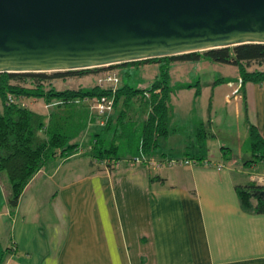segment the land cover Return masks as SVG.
<instances>
[{
  "label": "crops",
  "instance_id": "crops-1",
  "mask_svg": "<svg viewBox=\"0 0 264 264\" xmlns=\"http://www.w3.org/2000/svg\"><path fill=\"white\" fill-rule=\"evenodd\" d=\"M206 62L175 61L171 69ZM236 72V81L225 84L228 92L222 99L236 122L245 108L246 126L240 131L238 123L234 132L236 158H231L233 146L220 138L217 116H211L212 105L220 102L215 98L216 81L207 86L198 82L201 97L205 88L212 89L207 118L202 113L184 133L185 124L179 128L181 123L175 121L177 106L189 116L198 98L193 88L175 91L169 132L158 139L155 154L174 159L184 153L182 160L200 158L210 166L155 169L121 162L106 170L91 160L89 151L109 114L98 117L92 111L79 136L80 151L41 169L14 210L0 176V249L10 252L3 264H264V214L243 210L237 195V188L254 183L255 177L264 179V160L248 163L252 154L246 123L264 140V85L247 83L234 99L230 95L239 79ZM179 85L184 84L173 87ZM184 92L189 103L183 99L173 108L172 99ZM136 104L131 112L148 110ZM200 124H208L211 135L204 142L197 136ZM106 138L108 145L111 135ZM120 146L124 154L125 142Z\"/></svg>",
  "mask_w": 264,
  "mask_h": 264
},
{
  "label": "trees",
  "instance_id": "trees-1",
  "mask_svg": "<svg viewBox=\"0 0 264 264\" xmlns=\"http://www.w3.org/2000/svg\"><path fill=\"white\" fill-rule=\"evenodd\" d=\"M201 58L236 67L239 75L237 83H240L239 91L242 94L247 83L264 85V69L261 68L264 66V44H245L108 67L111 69L115 67L136 68L145 64H157L159 66L158 78L150 87L145 89H135L126 84L119 87L97 85L90 89L58 91L49 83L52 77L68 75L82 77L104 71L106 70L105 67L59 72L50 76L46 73H1L0 176L4 177V183H7L10 191L8 198L10 209L16 208L28 183L50 161L57 158L65 159L80 151V144L74 142L78 136H69L66 131L78 121V118H83L86 123L89 122L87 115L89 114L88 110L93 106V100L105 99L110 101L112 113L104 122L102 121L103 126H101L100 133L94 136L95 142L91 144L89 151L92 161H96L104 169L111 171L121 162L132 166L131 162L142 155L146 162L141 166L155 169L163 168V166L158 168L149 166L147 161L154 158L164 164L166 160L163 155L156 158L155 152L158 148V139L166 137L169 132L172 113L171 95L177 90L192 88L195 89L194 96L196 98L201 94L199 83L177 87L170 86L169 71L171 64L175 61L197 62ZM125 76L129 77L128 74ZM229 82L220 79L215 82V85L228 84ZM8 97L13 98L14 102L9 103ZM26 100H42L46 108L51 107L50 112L48 115L41 114L30 108L29 104L25 102ZM137 101L140 103L138 108L144 105L147 106L148 110L138 113V109H134L135 111L131 112L132 107L137 105ZM80 112L83 116H80ZM106 115L108 113H96L98 117ZM246 123L252 154V159L248 163L256 164L264 160V140L255 126L248 121ZM208 128V124L199 125L197 128L199 141L204 142L211 136ZM84 132L83 130L79 135L81 136ZM109 134L111 141L106 145V137ZM123 141L127 152L125 151L121 155L119 153V150L122 149L120 142ZM194 160L198 161L199 164L206 161L200 158H194ZM259 191H264V186H258L255 182L237 188V195L243 210L255 214H264V196H252V193ZM9 254L8 250L0 249V264H3L5 257Z\"/></svg>",
  "mask_w": 264,
  "mask_h": 264
},
{
  "label": "water",
  "instance_id": "water-1",
  "mask_svg": "<svg viewBox=\"0 0 264 264\" xmlns=\"http://www.w3.org/2000/svg\"><path fill=\"white\" fill-rule=\"evenodd\" d=\"M245 44H264V0H0V74L80 71Z\"/></svg>",
  "mask_w": 264,
  "mask_h": 264
},
{
  "label": "rangeland",
  "instance_id": "rangeland-1",
  "mask_svg": "<svg viewBox=\"0 0 264 264\" xmlns=\"http://www.w3.org/2000/svg\"><path fill=\"white\" fill-rule=\"evenodd\" d=\"M174 67L175 66H173L172 68ZM104 69L106 70L95 73V74H87L82 77L78 75H68L64 77H52L49 80V83L58 91H62L66 89L77 90L81 88L90 89L97 85H100V86L104 85L105 87V86H111V85L105 84V83L101 84L100 80L103 77L104 73H110L117 78L118 83L116 84V87L127 84L130 87L135 88V89H141V88L145 89V88L150 87L156 81L159 75V66L157 64H145L143 66H140L139 68L138 67L136 68L115 67L111 69V68L105 67ZM262 69H264V66L262 67ZM125 74H128L129 77L125 76ZM172 74H173L172 79L169 80V85L172 87L175 86L176 84L188 85V84H196L198 82L203 86H207L206 84L218 81L220 79H224L226 81H236L237 79L236 67L232 65H228V64L215 63L209 60L208 62H206V64H200V65L185 64L181 66L180 68H178V70L173 69ZM46 75L50 76V75H53V73L47 72ZM234 86L237 87L238 83H234ZM216 88L217 89L215 90V98H216V101L218 100V102L219 101L220 102H219V105L217 104L214 106L212 105L211 116H217L219 128L221 129L220 138L224 142H228V144H231V146H233L232 147L233 152L231 154V158H236L237 157L236 152L238 151V149L236 145H232V144H237L238 140L234 138V132H236L237 130L236 124L238 123L240 124L239 125L240 131L243 130L244 127L246 126L245 125V120H246L245 108L243 105L242 114L239 119V122H236L234 117L231 116V112L229 110H227L226 112L222 105V99L224 97V94L228 92L226 85L217 84ZM211 90L212 89L210 88H205L202 97L201 96L197 97L198 99H196L195 105L193 106L194 112L191 113L189 116H187L188 114L187 112H183L177 106L179 111L175 113V121L177 123H181L180 125H178L179 128L183 126V124H185V127L182 128L184 133L188 132L191 121L195 118H198L202 113H205L204 120L205 118H207L208 105H209L211 96L213 100V93ZM190 95H191V92H190ZM175 97L177 98L172 99L173 108L175 107L178 101L181 102L184 99L185 101L188 102V99H189V96L188 94H186V92L180 95H176ZM25 102L29 104L30 108L33 106L34 110L40 109V111H43L45 115H48V113L50 112L51 107L46 108L44 105L45 103L42 100H29V101L26 100ZM90 110H89L90 114H88L87 116L89 118V116L92 115L91 118H93L94 112L92 111L96 112V110L92 107ZM1 111H2V102L0 100V112ZM107 113L108 114L112 113V108H111V111H108ZM80 114H81L80 116H83L81 112ZM86 124H88V122L86 123V121L83 118H78V121L75 122L73 125H71L66 131L67 135L73 136V137L78 136V138L75 139L74 142L80 143L81 138L79 137L80 136L79 134L83 132V130L85 131ZM240 144L241 143L239 142V146ZM119 153L120 154L123 153L122 149L119 150ZM183 156H186V155H184V153H176L174 155V159L181 160ZM157 157L158 155H156V158ZM3 186H4V182H3ZM4 188H5L4 193L10 194L7 184H5ZM1 197H2V194L0 191V198Z\"/></svg>",
  "mask_w": 264,
  "mask_h": 264
},
{
  "label": "built area",
  "instance_id": "built-area-1",
  "mask_svg": "<svg viewBox=\"0 0 264 264\" xmlns=\"http://www.w3.org/2000/svg\"><path fill=\"white\" fill-rule=\"evenodd\" d=\"M101 84H110L111 86H116V84L118 83L117 81V78L110 74V73H104L103 74V77L101 78L100 80ZM239 87H240V83H238V86L236 87V89H234L231 93V97H233L234 99L238 97V93H239ZM8 101L9 103H13L14 100L13 98L11 97H8ZM93 106L92 108H94L96 110V113L98 114H107L108 111H111V108H112V104L110 101H107L105 99H101V100H93ZM145 161V158L144 156L141 155V157H137L135 158L132 162H131V165H136V166H139V165H142ZM106 164V163H104ZM147 164L149 166H154L156 168L158 167H168V168H171V167H176V166H196L199 164L198 161L194 160V159H186V160H177V159H166L164 161V164L158 162L156 159L154 158H151L147 161ZM203 165H206V166H210L211 165V162L209 161H204L203 162ZM222 165H217V168H221ZM253 182L257 183V184H261V185H264V179L261 178V177H257V178H254L252 179Z\"/></svg>",
  "mask_w": 264,
  "mask_h": 264
}]
</instances>
